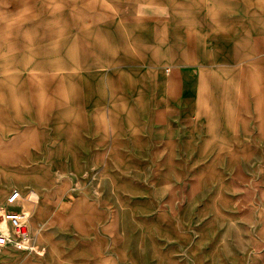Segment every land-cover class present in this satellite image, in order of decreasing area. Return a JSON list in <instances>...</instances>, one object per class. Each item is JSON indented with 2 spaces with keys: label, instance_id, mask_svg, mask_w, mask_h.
<instances>
[{
  "label": "crops",
  "instance_id": "obj_1",
  "mask_svg": "<svg viewBox=\"0 0 264 264\" xmlns=\"http://www.w3.org/2000/svg\"><path fill=\"white\" fill-rule=\"evenodd\" d=\"M79 10L61 179L29 173L18 201L45 253L0 264H264V0Z\"/></svg>",
  "mask_w": 264,
  "mask_h": 264
},
{
  "label": "rangeland",
  "instance_id": "obj_2",
  "mask_svg": "<svg viewBox=\"0 0 264 264\" xmlns=\"http://www.w3.org/2000/svg\"><path fill=\"white\" fill-rule=\"evenodd\" d=\"M88 1L0 0V189L7 191L0 205L16 189L28 202L38 190L24 182L29 173L61 179L55 165H64L67 153L55 139L68 128L63 98L87 90L79 88L88 77L78 69L85 56L74 34ZM103 90L94 88L96 95Z\"/></svg>",
  "mask_w": 264,
  "mask_h": 264
},
{
  "label": "built area",
  "instance_id": "obj_3",
  "mask_svg": "<svg viewBox=\"0 0 264 264\" xmlns=\"http://www.w3.org/2000/svg\"><path fill=\"white\" fill-rule=\"evenodd\" d=\"M22 198L19 190H13L0 208V253L8 246L19 250L44 254L45 248L36 242L29 225V214L20 208L18 201Z\"/></svg>",
  "mask_w": 264,
  "mask_h": 264
},
{
  "label": "bare ground",
  "instance_id": "obj_4",
  "mask_svg": "<svg viewBox=\"0 0 264 264\" xmlns=\"http://www.w3.org/2000/svg\"><path fill=\"white\" fill-rule=\"evenodd\" d=\"M29 220H30V215H29ZM3 224H5V223H3Z\"/></svg>",
  "mask_w": 264,
  "mask_h": 264
}]
</instances>
